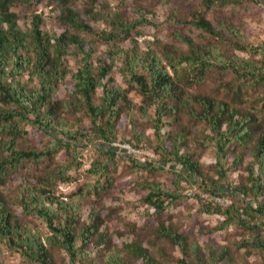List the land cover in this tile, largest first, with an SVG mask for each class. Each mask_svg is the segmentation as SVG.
<instances>
[{
	"label": "rangeland",
	"instance_id": "374dc122",
	"mask_svg": "<svg viewBox=\"0 0 264 264\" xmlns=\"http://www.w3.org/2000/svg\"><path fill=\"white\" fill-rule=\"evenodd\" d=\"M88 0H71L69 5L82 12L90 24L98 30L110 29L109 22L87 17L84 7ZM92 1V0H90ZM107 5L109 14L120 12L128 21H137L130 32H122L117 39L104 41L97 35L68 27L70 33L79 34L92 48L94 65L100 59L110 60L106 52H116L115 67L111 72L114 83L125 90L127 98L119 101L121 115L117 120L116 139L112 143L98 137L91 141L80 136L72 142L73 155L65 150L55 154L53 162L27 160L20 163L18 169L10 175L7 184L1 186L3 192L18 199L23 176H36L54 163L71 162L70 181H61L57 192L73 203V212L79 215L77 231L91 222L90 213L98 212L94 242L86 246L83 264H109V257L120 260V264H150L136 257V247L147 248L154 264H264V247L259 241L264 239V214L249 210L251 223L243 218L248 214H234L235 217L225 224L226 215L208 212L204 208V195L226 196L231 203L220 205L224 209L232 204L246 208H256L264 203V194L255 198L251 192L247 164L253 157L250 151L256 137L264 132V79H247L238 76L232 69H223L221 65L206 69L203 79L181 80L186 98L190 101L179 103V110L164 118L162 129L165 144L170 145L176 137L180 142V153L186 152L200 163L201 173L192 175L188 169L175 160L162 159L161 141L156 137L153 120L141 111L142 95L135 83L130 82L129 64L126 58L138 53L148 54L154 51L165 59L168 50L181 53L189 51L185 37L191 38L208 47H217L225 61L234 60V56L249 58L257 65L264 62L261 48L264 47V2L263 0H241L240 2L219 3L207 8L202 0H96V8ZM11 10L18 16L19 26L28 31L32 26V17L41 14L42 26L48 34L60 33L65 26L60 22V8L56 0H26L11 4ZM198 14L210 20L222 39L211 35L196 24ZM110 16V15H109ZM223 29V32H222ZM231 29L233 32H231ZM235 32V33H234ZM65 63L76 72L83 64V53L70 45ZM164 63L173 73L166 59ZM186 61L183 66H186ZM264 68V67H263ZM140 71V70H139ZM202 74L198 73V76ZM29 86H36V80ZM242 86H239V83ZM73 81L70 74L61 84L54 97L60 100L72 99L81 105L80 99L73 96ZM237 93L235 94V92ZM101 90L95 98L100 102ZM208 96L228 105L237 107L242 113L252 115L255 128L253 138L246 147L232 153L229 150L224 166L229 167L236 154H243L242 163L230 166L225 177L216 164V150L210 143L212 131L195 113L201 110L195 97ZM169 103V102H168ZM153 111V107L151 108ZM67 128H89L91 125L86 109L71 106L63 113ZM23 139L20 145L25 148H44L51 142L63 141V134L39 130L29 122L20 123ZM1 136V132H0ZM129 143L142 151H151L153 156L144 152L129 153L123 144ZM110 150V152L108 151ZM1 153V150H0ZM74 157V158H73ZM79 162V163H78ZM151 162V164L149 163ZM108 164L103 171H92L93 164ZM258 169V164L255 165ZM264 182V177H263ZM148 184L160 185L165 190H174L180 197L166 199L165 208L156 211L147 205L145 197L150 191ZM192 189L194 193L188 192ZM247 191V193H245ZM19 215L38 226L42 232H49L44 221L36 216L26 217L19 203L13 205ZM181 235L185 248L163 235V230ZM249 241V244L245 242ZM0 264H29L8 246H0ZM58 264H73L64 248L54 246L51 249Z\"/></svg>",
	"mask_w": 264,
	"mask_h": 264
},
{
	"label": "trees",
	"instance_id": "16d2710c",
	"mask_svg": "<svg viewBox=\"0 0 264 264\" xmlns=\"http://www.w3.org/2000/svg\"><path fill=\"white\" fill-rule=\"evenodd\" d=\"M17 1L26 0H0V187L7 184L10 175L18 169L20 163L45 159L53 162L55 154L60 150H65L72 156V142L77 141L80 136L90 141L98 137L107 143L116 139L117 120L121 115L119 101L127 98L125 90L113 82L114 77L111 75L117 51L106 52L110 60L107 62L104 58L100 59L95 66L92 48L87 46L88 43L79 34L70 33L68 27L90 32L104 41H110L120 37L122 32H130L137 25V21L126 20L120 12L109 14L107 5L98 9L95 6L96 0H88L83 10L87 17L107 22L110 17L112 19L110 29L98 30L83 17L82 12L69 5L71 0H56L60 8L59 20L65 26L62 32L48 34L42 26L41 14H35L31 28L24 31L19 26L17 14L11 10V4ZM240 1L202 0V3L210 8L219 3ZM196 24L222 39L224 33L221 34V31L202 14L197 15ZM184 41L189 45L188 52L168 50V55L165 56L173 73L164 63L165 59L154 51L144 55L135 53L126 60L129 64L130 82L135 83L142 95L141 111L152 118L156 137L161 141L158 147L162 149V159L175 160L184 165L192 175H197L201 173L200 163L193 160L188 153H180V142L183 141L181 136L176 137L167 146L162 132L164 118L175 114L179 110L180 102L190 101L179 82L195 77L202 80L206 69L217 66L216 64L221 65L223 69H232L244 79H247L248 75L251 78L259 76L264 79V62L259 66L251 59L237 55L234 60L225 61L217 47L205 49L189 37H185ZM70 45H74L83 53V64L76 72L65 63ZM261 53L264 55V47L261 48ZM185 61L187 65L183 66ZM198 73L202 74V77L198 76ZM69 74L73 81V96L80 99L81 105H77L70 98L60 100L54 97ZM25 75H28L30 81L36 80V86H29L24 79ZM242 83L240 82L239 86H242ZM99 90L100 102L96 104L95 98ZM195 99L201 106L200 112L195 115L212 131L210 143L216 150V164L220 167L222 177H225L230 166L244 160L242 153L236 154L232 164L229 167L224 166L229 150L236 153L241 147L248 146L253 138L252 131L256 126L252 115L242 113L237 107L213 97L200 96ZM71 106L86 109L91 122L88 129L67 128L63 113ZM23 122H29L39 130L62 133L63 141L51 142L44 148L22 147L20 141L24 136L20 123ZM250 153L253 159L249 160L247 168L253 181L251 192L258 198L264 194V132L258 134ZM71 167V162L54 163L36 176H23L18 199L6 195L0 188V246L5 244L11 251L18 252L29 264H58L51 251L54 246L64 248L73 264L84 263L87 253L85 248L95 241L93 236L99 214L93 210L90 213L91 222L84 226L81 232L77 231L79 215L73 212V203L57 192L61 181L71 180ZM105 167H108L107 163L93 164L92 171H103ZM147 186L150 191L145 201L158 212L164 210L167 198L180 197L174 190H165L160 185ZM15 203L21 205L26 217L41 218L49 232L44 233L38 226L30 225V221L14 209ZM204 208L208 212L225 214V224L233 219L236 213L248 214V218H243L247 224L251 223L252 218L249 210L264 214V203H258L256 208L247 205L241 209L240 206L232 204L224 209L223 206L204 202ZM163 235L182 249L185 248L186 242L181 235L169 228L163 230ZM249 243L246 240L245 244ZM258 243L264 247V239ZM134 255L154 264L148 249L142 244L136 247ZM107 263L120 264V260L109 257Z\"/></svg>",
	"mask_w": 264,
	"mask_h": 264
},
{
	"label": "built area",
	"instance_id": "2783aa9c",
	"mask_svg": "<svg viewBox=\"0 0 264 264\" xmlns=\"http://www.w3.org/2000/svg\"><path fill=\"white\" fill-rule=\"evenodd\" d=\"M123 146L125 147V149L131 153V154H135L137 152H144L145 154L149 155V156H153L154 153H152L151 151H145V150H141L139 148H136L135 146L129 144V143H125L123 144ZM189 194H192L194 193L192 191V189H190V191L188 192ZM203 196V199L213 205H229L231 203V200H229L226 196H219V195H211V196H208V195H202Z\"/></svg>",
	"mask_w": 264,
	"mask_h": 264
}]
</instances>
